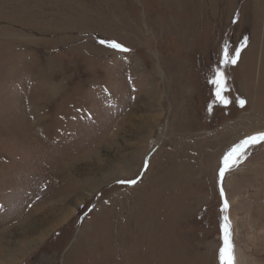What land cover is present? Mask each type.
<instances>
[{"label": "rangeland", "instance_id": "374dc122", "mask_svg": "<svg viewBox=\"0 0 264 264\" xmlns=\"http://www.w3.org/2000/svg\"><path fill=\"white\" fill-rule=\"evenodd\" d=\"M259 132L264 0H0V264H220L224 159ZM248 147L222 189L264 264Z\"/></svg>", "mask_w": 264, "mask_h": 264}, {"label": "snow or ice", "instance_id": "6c2138e0", "mask_svg": "<svg viewBox=\"0 0 264 264\" xmlns=\"http://www.w3.org/2000/svg\"><path fill=\"white\" fill-rule=\"evenodd\" d=\"M101 43H105V41H101ZM110 47L115 48V49H122V50H127L123 49V46L116 43V42H111ZM239 59V51L236 52L235 56L230 57L228 55L227 47H225V53H224V59L223 63L224 64H235L237 63ZM225 75L224 73L220 70H216V75L211 79L210 83H212L215 86V96L218 98L220 103L227 104L228 101L225 99V97L222 95L224 91V84H225ZM241 106H244L246 101L240 100L239 101ZM264 142V132H259L256 133L252 136H249L245 140L241 142L239 146L234 148L224 159V164H225V170H227L229 167H232L235 165V163L238 160L239 154L247 147L250 145H255L258 143ZM221 176H223V171L221 172ZM129 183H135V181H129ZM228 205L227 202H225V208L227 209ZM228 218L225 217V226H224V243L223 246L219 249L218 253V258L220 261V264H234V245L231 240L230 236V229L228 227L227 223Z\"/></svg>", "mask_w": 264, "mask_h": 264}, {"label": "water", "instance_id": "95a60500", "mask_svg": "<svg viewBox=\"0 0 264 264\" xmlns=\"http://www.w3.org/2000/svg\"><path fill=\"white\" fill-rule=\"evenodd\" d=\"M251 146V145H250ZM242 154V152L239 154V156ZM239 158V157H238ZM228 170V169H227ZM227 170H225V164H223V167H222V170H221V172L223 171V176H220V188H221V194H222V200H223V217H224V221H225V217H227L228 218V220H229V215H228V213H229V204H228V201H227V199H226V197H225V193H224V191H223V189H222V184H223V177H224V172H226ZM225 202H227V205H228V207H227V209L225 208ZM228 220H227V223H228ZM226 222V221H225ZM228 227H229V225H228Z\"/></svg>", "mask_w": 264, "mask_h": 264}, {"label": "trees", "instance_id": "16d2710c", "mask_svg": "<svg viewBox=\"0 0 264 264\" xmlns=\"http://www.w3.org/2000/svg\"><path fill=\"white\" fill-rule=\"evenodd\" d=\"M240 105V103H238ZM229 105V103H228ZM239 107H242L241 105ZM207 229L206 225L205 224H202L201 226V231H198L197 234L199 235V237L202 239L203 238V235H202V231H205Z\"/></svg>", "mask_w": 264, "mask_h": 264}, {"label": "bare ground", "instance_id": "6f19581e", "mask_svg": "<svg viewBox=\"0 0 264 264\" xmlns=\"http://www.w3.org/2000/svg\"><path fill=\"white\" fill-rule=\"evenodd\" d=\"M247 148H249V147L247 146V147L242 151V154L245 153L244 151H246ZM242 154L239 156V158L242 156ZM239 158H238V159H239ZM229 168H230V167H229ZM229 168H228V169H229ZM224 173H225V172H224ZM234 264H235V260H234Z\"/></svg>", "mask_w": 264, "mask_h": 264}]
</instances>
